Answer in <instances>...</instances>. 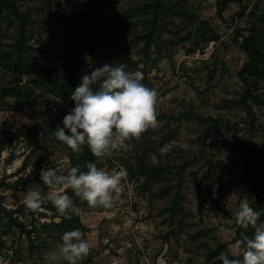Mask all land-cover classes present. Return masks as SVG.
<instances>
[{
    "label": "rangeland",
    "instance_id": "obj_1",
    "mask_svg": "<svg viewBox=\"0 0 264 264\" xmlns=\"http://www.w3.org/2000/svg\"><path fill=\"white\" fill-rule=\"evenodd\" d=\"M16 1L20 12L32 21L28 45L48 47L52 36L51 55L46 60L54 62L70 51L76 61L86 62L94 70L105 62L122 64L121 46L128 45L130 62L124 65L129 71L142 72V83L158 92L157 113L163 116L158 127L143 133L139 140L125 141L111 155L96 158L99 169L109 173L126 170L119 200L110 209L90 208L82 201L80 209H72L83 216L92 213L87 222L92 229L85 226L84 239L88 241L87 234L95 231L88 241L93 246L90 254L78 264H88L89 257L93 260L104 251L115 264H220L221 252L229 258H242L244 249L237 251L232 246L237 240L251 238L252 227L236 225L235 214L244 202L254 207L258 193L264 199V179L253 187L240 167L247 154L255 160L264 158V81L255 92L262 104L248 102L255 113L253 119L240 101L246 88L239 72L248 62L241 45L255 22L251 14L264 13V0H235L225 6L221 16L217 10L222 0H166L172 13L163 24L159 22L149 48L145 39L137 41V37L150 31L152 15L139 8L155 0H110L97 12L102 0ZM178 12L182 15H176ZM198 20L212 29L206 37L218 39L205 43ZM0 35L5 49L15 45V16L3 22ZM33 53L37 56L33 61L42 62L43 55ZM12 81L6 74L2 86ZM37 94L41 95L38 106L15 99L0 103V137L8 140L0 161V179L5 178L8 184L32 172L46 152L51 156L40 168L56 166L63 174L76 166L87 171L89 162L81 159L87 146L73 153L53 135L58 125L63 127L62 120L74 103L40 89ZM32 126L38 133L31 135L35 138L30 146L20 132ZM44 129L46 135L40 139ZM165 144H172V150L161 155L159 149ZM150 154L159 159L153 166L162 167L153 182L148 173L140 171L141 157L146 156L150 163ZM25 161L29 166L19 173ZM37 187L42 205L47 204L49 190L32 183L2 190L3 206L10 210L24 206L26 192ZM176 199L181 207L173 219L169 210ZM27 214L18 218L32 231L31 237L17 228L2 236L7 218L0 221V242L4 241L0 264H67L55 255L56 234L42 229L43 224L60 219L44 208ZM259 223H264V215ZM216 251L219 255L211 259Z\"/></svg>",
    "mask_w": 264,
    "mask_h": 264
},
{
    "label": "clouds",
    "instance_id": "obj_2",
    "mask_svg": "<svg viewBox=\"0 0 264 264\" xmlns=\"http://www.w3.org/2000/svg\"><path fill=\"white\" fill-rule=\"evenodd\" d=\"M126 65L105 62L81 77L80 84L71 93L74 107L64 116L63 127L54 130V139L66 145L73 153H79L82 146H87L96 158L111 155L125 141L139 140L143 133L158 127L157 102L158 92L145 86L140 71H126ZM46 135L44 129L39 138ZM173 145L165 144L159 149L161 155L171 152ZM152 165L159 164L156 154H150ZM87 171L79 166L71 167L67 174L61 169L47 164L40 170V180L49 190L48 198L60 217L71 219L68 212L74 207L73 199L65 189H71L74 195L90 208L110 209L119 200L124 190L122 180L127 172L121 168L111 173L99 169L95 163H87ZM43 196L39 187L30 188L23 204L28 212H37L42 206ZM264 210L257 211L247 202L240 205L234 221L242 229L252 227L251 238L237 240L233 248H243L242 258H229L221 252L218 259L222 264H264V223L258 220ZM57 244L55 255L67 264H78L90 252L89 242L83 238L80 230L66 231Z\"/></svg>",
    "mask_w": 264,
    "mask_h": 264
},
{
    "label": "trees",
    "instance_id": "obj_3",
    "mask_svg": "<svg viewBox=\"0 0 264 264\" xmlns=\"http://www.w3.org/2000/svg\"><path fill=\"white\" fill-rule=\"evenodd\" d=\"M50 1V0H48ZM235 0H222L219 2L217 13L222 15L224 12L225 6L228 3L234 2ZM110 0H102L95 11H100L104 9ZM166 0H155L152 4H148L144 7L139 8L147 9L151 13L150 31L141 36L137 37V41L145 39V45L147 48L151 47L153 36L155 32L158 31L159 22L163 24L165 19L170 16L172 13V7L168 5ZM4 12H7L5 14ZM15 16L16 22H18V38L14 46L10 49H5L0 35V103H7V99H15L23 104H29L31 106L41 105L39 103L41 95L37 94V90L40 89L45 91V93L51 94L56 97L66 99L70 103V96L81 82V77L85 73H90V69L86 62L76 61L73 57V53L68 51L66 56L57 58L54 62L46 60V56L51 55L52 47V36L49 35L48 47L45 46L40 49H35L32 46L28 45L27 32L29 29V24L32 22L28 20L24 13L20 12L19 6L17 5L16 0H0V33L3 29V22L9 20L12 16ZM176 15H182V13H177ZM254 17L255 22L247 30L249 35L243 39L241 45L244 52L248 55V62L245 63L241 71L239 72V77L241 78L246 91L241 96V104H243L249 112V115L252 118H255V113L249 107L248 102L254 101L257 105L262 104L260 96L256 95L255 92L259 89V84L261 81H264V13L258 14L254 12L251 14ZM199 21L198 29L203 30L204 42L208 43L210 41L218 39V36H213V38L206 37V32L211 31L212 29L208 26L207 22ZM47 22L51 23V18L47 19ZM47 33L48 30H46ZM50 34V33H49ZM128 45L121 46L122 58L121 63H128L130 60L127 58ZM33 52H37L43 55L42 62H35L33 59H36L37 56H34ZM126 71H129L126 68ZM6 74H10L14 81L11 85L2 86V79ZM28 76V80L24 81V77ZM163 118V116H157L158 121ZM24 140L29 141V145H33V137L31 135H37L38 129L36 126H32L20 132ZM35 138V137H34ZM240 141V140H239ZM8 140L6 138L0 137V161L2 157V152L6 147ZM50 152H46L43 156L39 158L37 163L34 165L32 172L26 174L25 176H20L14 182V184H8L6 179H0V221H3L7 218V221L4 225L2 231V236L9 235L14 228H17L21 234L28 235L31 237L32 231H28L24 224L19 222V216L28 215V211L25 210L23 205H18L15 210L7 209L3 206L4 196L2 195V190L11 189L12 187L25 188L27 185L32 183H37L41 186L43 182L40 180V170L41 165L50 157ZM13 159V157H11ZM83 161L95 163L99 168V164L96 161V157L92 155L89 148L83 149V155L81 157ZM86 165V164H84ZM29 164L25 161L19 170V173L27 170ZM241 169L243 170L244 177L253 183V187L257 186L260 181L264 179V158L263 156H258L255 160L247 154L246 159L240 164ZM82 170V168H80ZM86 171V170H82ZM140 171L141 174L148 173L149 178L152 177L151 182L157 181L162 173V167H155L151 163L147 162V157L143 156L140 159ZM17 175V174H16ZM149 185V184H148ZM45 187V186H44ZM66 194H68L74 202L73 208L81 207L82 203L80 199L77 198L72 190L65 189ZM179 200L176 199L170 208L171 216L173 219L178 217V209L180 208ZM264 199L261 193L257 194L256 201L254 203V209L257 211L263 210ZM41 208L46 209L53 213L54 218H59L60 222L57 223H45L42 225L44 231H51L56 234L57 243H61V236L66 231L71 230H80L81 233H85L88 230L82 224L81 217L79 212L69 210L68 215L71 219H64L60 217L54 206L51 204L50 200L47 204H43ZM15 215H17L15 217ZM250 236L254 235V229L250 228ZM0 247H4V241L0 242ZM218 252L211 254V259H214L218 256ZM88 260H92V257H89ZM222 264V261L220 262Z\"/></svg>",
    "mask_w": 264,
    "mask_h": 264
},
{
    "label": "crops",
    "instance_id": "obj_4",
    "mask_svg": "<svg viewBox=\"0 0 264 264\" xmlns=\"http://www.w3.org/2000/svg\"><path fill=\"white\" fill-rule=\"evenodd\" d=\"M87 216H83V213L80 214L81 216V221L82 224L90 229H92V226L88 225L87 222L91 220V212H86L85 213ZM95 234V231H93L91 234H87L88 241H91L90 235ZM94 242V241H93ZM91 246V245H90ZM93 247V246H91ZM109 254L107 253V251L102 252V254L98 255L97 257L93 258L92 261H90L88 264H115L116 262H113L112 260L110 261L109 259ZM115 261V260H114Z\"/></svg>",
    "mask_w": 264,
    "mask_h": 264
}]
</instances>
